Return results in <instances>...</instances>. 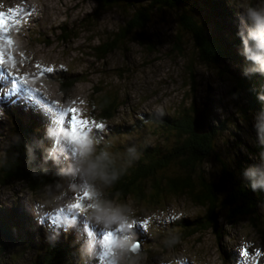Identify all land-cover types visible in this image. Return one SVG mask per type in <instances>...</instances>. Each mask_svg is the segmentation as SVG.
Wrapping results in <instances>:
<instances>
[{"label":"rangeland","instance_id":"rangeland-1","mask_svg":"<svg viewBox=\"0 0 264 264\" xmlns=\"http://www.w3.org/2000/svg\"><path fill=\"white\" fill-rule=\"evenodd\" d=\"M230 1L236 21L227 23L229 28L222 30L221 35L227 38L231 28L243 30L247 7H264V0ZM99 2L0 0V13H4L6 21L0 28V50L5 60L0 64V112L3 113L0 157L16 140V124L28 127L37 122L40 129H34L32 135L37 152L42 154L41 160L46 162L44 156L48 155L53 169L65 171L68 176L53 178L36 195L19 184L0 187V208L7 211L19 204L24 210L33 211L35 225L29 230L32 233L36 230L34 238L62 239L74 248L81 245L83 251L75 254L74 264L83 260V264H264L262 202L256 206V218L243 215L229 228L222 214L217 232L199 231L177 243L174 239L180 231L176 221L182 217L196 219L205 212L185 196H166L157 206L133 197L112 200L109 203L125 209L126 220L122 225L105 227L93 217L97 203L107 198L108 188L96 180L91 182L94 187L90 190L88 182L72 174L77 146L91 139L96 149L94 155L106 150L116 165L126 166L140 154L139 146L153 147L164 141L153 131L154 119L178 118L184 109L192 107L211 110L214 123L235 114V104L240 102L241 95L237 92V78L230 73L242 71L240 61L228 66L226 62L220 66L206 62L188 35L178 41L179 7L158 8L155 4L150 6L151 0L128 2L133 3L128 4L131 9L147 7L150 22L141 36L126 39L104 60H99L94 48L114 35L127 20L123 8L103 10L98 7ZM86 18H93L90 24L84 22ZM63 28L69 31L65 39H62ZM9 39L11 44L7 42ZM178 42L182 51L175 49ZM241 57L245 59L244 54ZM190 71L194 79L189 76ZM62 72L80 78L69 95L62 94L59 88L57 77ZM104 97L118 105L114 116L107 121L101 117L99 106ZM70 107L77 108L81 118L90 122L82 131L83 140L79 143L70 137L67 111ZM96 123L103 127H97ZM261 126L264 115L252 114L250 120L241 118L229 126L216 144L222 159L233 162V166L242 162L241 180L250 179L246 175L249 169L264 167L261 154L249 151L255 143H264ZM167 138L165 145L173 148L178 138L172 134ZM130 148L135 149V155L129 154ZM214 161L204 164L207 177L216 172ZM178 172L173 164L166 174ZM262 190L257 188L253 193L257 195ZM84 193L88 194L87 198ZM74 203H80L81 208L72 207ZM82 209L88 210L83 214ZM142 223L147 227H142ZM75 226L83 234L70 238L67 231ZM134 230L143 234L142 240L137 242L130 237ZM107 232L113 233L108 248L103 241ZM117 241L118 248L114 246ZM137 245L140 252L130 253L128 249ZM242 249L248 250L247 256L241 257ZM11 250L7 255L9 264H32L36 254L35 249L24 250L17 244ZM14 251L16 262L9 258Z\"/></svg>","mask_w":264,"mask_h":264},{"label":"trees","instance_id":"trees-1","mask_svg":"<svg viewBox=\"0 0 264 264\" xmlns=\"http://www.w3.org/2000/svg\"><path fill=\"white\" fill-rule=\"evenodd\" d=\"M128 2L132 0H100L98 7L104 10L116 5L133 4ZM150 3V6L155 4L158 8L179 7L176 32L178 41L185 35L190 36L203 60L216 66L224 62L228 66L238 61L242 65L241 73L233 70L230 73L237 78V92L241 95L240 102L235 104V114L222 120L217 119V123H214L211 110L206 107L202 109L192 107L184 109L178 118L164 116L159 120L154 119L152 121L156 127L153 131L156 135L162 136L164 141L153 147L139 146L140 154L126 166L113 162L109 167V172H116L119 178L111 184H106L108 194L102 203L133 197L139 202L146 201L157 206L166 196L175 195L185 196L204 209V214L196 219L182 217L176 221L175 226L180 231L174 239L177 243L182 237L186 238L199 231L212 229L217 232L218 220L222 214L229 228L235 226L243 215L256 218L257 204L259 202L264 204V189L255 195L250 186L252 181L241 180L240 174H243L244 170L241 168L242 162L233 166V162L222 159L216 150L217 142L225 132H228L230 125L241 118L250 120L252 114L264 115V99H261L264 97V74L250 71L251 63L241 57L243 54L241 31L231 28L228 38L221 35L222 30L230 26L227 23L233 24L236 21L234 19L236 11L230 0H151ZM150 16L147 7L134 10L114 35L108 36L94 48L97 58L104 60L126 39L134 35L141 36L150 22ZM92 19L86 18L84 22L90 24ZM62 32V39H65L69 31L63 28ZM174 46L176 50L182 51L179 42ZM189 73L194 79L192 72ZM57 78L64 95H69L75 84L80 81L78 76L65 72ZM99 106L101 117L106 121L114 116L118 108L116 102L108 100V97L101 98ZM202 110L208 113L209 130L198 134L194 131V119ZM16 116L14 112V117L17 118ZM34 129H40L39 123L28 127L16 124V140L0 157V187L19 184L36 195L48 183H52L53 178L67 179L65 171L53 169L52 164L48 162V155L44 156L46 162L41 160L42 154L37 152V144L33 142ZM158 130L161 132L158 133ZM171 134L178 138L173 148L165 145L167 137ZM249 151L251 154H261L264 162V143H255L253 147H249ZM213 159L217 169L214 175L209 173L210 177H207L204 164ZM173 164L177 165L179 172L175 175L166 174ZM87 210L84 209L83 214ZM34 225L33 211L24 210L19 204L11 206L7 211L0 208V264H9L7 255L16 244L24 250L35 249L32 264H74L75 254L82 249L81 245L74 248L71 243L62 239L34 238L36 230L33 233L29 230ZM134 231L131 238L142 240L143 234ZM80 234L83 232L78 231L77 226L70 227L67 231L70 238ZM14 254L16 251L9 258L16 262L18 257ZM81 262L80 264H83Z\"/></svg>","mask_w":264,"mask_h":264},{"label":"clouds","instance_id":"clouds-1","mask_svg":"<svg viewBox=\"0 0 264 264\" xmlns=\"http://www.w3.org/2000/svg\"><path fill=\"white\" fill-rule=\"evenodd\" d=\"M245 26L240 35L243 42V54L251 63L250 71L264 74V7H247L244 12ZM264 99V97H261ZM0 116L3 113L0 112ZM260 131L264 132V126L260 127ZM75 156V165L72 174L79 175L85 182H88L91 190L94 185L91 182L101 180L105 184H111L119 178L116 172H109V167L113 163V156L106 150H102L99 154L94 155L96 149L91 139H85L82 146H77ZM129 154L135 155V149H128ZM251 179V187L253 190L264 189V167L252 168L246 172ZM93 192V196H95ZM123 207L114 206L111 203L98 202L93 217L98 223L105 227L113 225H122L126 220ZM120 246V242L114 245Z\"/></svg>","mask_w":264,"mask_h":264},{"label":"snow or ice","instance_id":"snow-or-ice-1","mask_svg":"<svg viewBox=\"0 0 264 264\" xmlns=\"http://www.w3.org/2000/svg\"><path fill=\"white\" fill-rule=\"evenodd\" d=\"M6 21L4 19V13H0V28H3ZM9 44L12 43V41L9 39L7 41ZM5 63L4 60V53L2 50H0V64ZM68 113L70 114V121H69V127H70V137L74 142H81L83 140L82 137V131L87 129L88 125L90 124L89 121H86L85 119L81 118V116L78 114V110L75 107L68 108ZM97 127H103L100 123H96ZM88 194L84 193V198H87ZM74 208H81L80 203H74L71 205ZM142 227H147L146 223L141 224ZM113 239V233L107 232L103 236V241L105 244V247L108 248L111 244V241ZM248 250L242 249L241 251V257L247 256Z\"/></svg>","mask_w":264,"mask_h":264},{"label":"water","instance_id":"water-1","mask_svg":"<svg viewBox=\"0 0 264 264\" xmlns=\"http://www.w3.org/2000/svg\"><path fill=\"white\" fill-rule=\"evenodd\" d=\"M126 6V7H125ZM133 7V5H131ZM116 7H120V8H123L124 9V14H126V18L127 20L129 19V17L131 16V14L134 12V10H136V8L134 9H131L130 7H128V4H124V5H121V6H113V7H109L110 9L112 8H116ZM108 8V9H109ZM125 8L127 9V11H125ZM126 20V21H127ZM125 21V22H126ZM124 25V24H123ZM122 25V26H123ZM208 127H209V124H208V113L206 111H199L196 116H195V119H194V131L198 134H203V133H206L208 132ZM140 246H132L130 248V250L133 252V253H138L140 252Z\"/></svg>","mask_w":264,"mask_h":264},{"label":"bare ground","instance_id":"bare-ground-1","mask_svg":"<svg viewBox=\"0 0 264 264\" xmlns=\"http://www.w3.org/2000/svg\"><path fill=\"white\" fill-rule=\"evenodd\" d=\"M20 3H22V2H20ZM25 3H26V1H25ZM4 81H6V80H4Z\"/></svg>","mask_w":264,"mask_h":264}]
</instances>
